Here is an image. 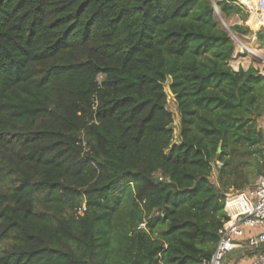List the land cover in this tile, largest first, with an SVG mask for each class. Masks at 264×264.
<instances>
[{
  "label": "trees",
  "instance_id": "16d2710c",
  "mask_svg": "<svg viewBox=\"0 0 264 264\" xmlns=\"http://www.w3.org/2000/svg\"><path fill=\"white\" fill-rule=\"evenodd\" d=\"M215 5L0 0V264L211 258L264 173V75L229 32L264 49V27Z\"/></svg>",
  "mask_w": 264,
  "mask_h": 264
},
{
  "label": "built area",
  "instance_id": "2783aa9c",
  "mask_svg": "<svg viewBox=\"0 0 264 264\" xmlns=\"http://www.w3.org/2000/svg\"><path fill=\"white\" fill-rule=\"evenodd\" d=\"M211 1L215 5V0ZM236 4L250 16L264 15V0H236ZM215 8L218 11L216 5ZM240 45L243 51L254 55L248 46L241 42ZM217 165L221 167L223 164L218 163ZM215 171H217L216 166ZM226 212L230 219L220 231L216 249L211 258L202 260L201 264H226V257L229 253L241 248H247L248 253L254 252L250 264H264V251L258 252L264 248V173L251 189L227 196ZM248 230L255 232L249 234Z\"/></svg>",
  "mask_w": 264,
  "mask_h": 264
},
{
  "label": "crops",
  "instance_id": "0c3cea01",
  "mask_svg": "<svg viewBox=\"0 0 264 264\" xmlns=\"http://www.w3.org/2000/svg\"><path fill=\"white\" fill-rule=\"evenodd\" d=\"M253 16H255V15H253ZM251 18H252V16L249 15V19L246 23V25L249 26L250 29L253 30L254 28H258L259 26L264 27V22H262L261 19H260L261 25H259L258 27H255L254 25H252L250 23ZM256 18H258V17H256ZM235 24L241 25V24H243V22L241 21V19L238 15H231L228 19V25L233 26ZM250 25L253 26V28ZM257 31L258 30H256L255 32H257ZM239 39H241V40L245 39L248 42L246 46H248L254 52V55L248 54L247 52L243 51L242 47L240 45V47H238V49L236 50L235 56H234L233 61L231 63L233 68L235 70H239L240 68H242L244 70H248L250 67H254L260 71V74L264 75V67L261 65V63L256 61V60H263L262 58L264 57L263 56L264 49H261L260 46L257 44L256 37L253 35L251 37H246V38L243 37V38H239ZM239 42H241V41L239 40ZM241 44H243V43L241 42ZM179 123H180V117H179ZM258 124H259V128H261L263 131V129H264V118L261 119L260 121H258ZM216 176H217V171H215L213 173L214 180L216 179ZM249 189H251V188H249ZM249 189H247V190H249ZM253 232H255V231L254 230H248L249 234H252ZM253 257H254V253H248L247 252L246 254L241 255L239 257L229 258L227 260L226 264H250Z\"/></svg>",
  "mask_w": 264,
  "mask_h": 264
},
{
  "label": "rangeland",
  "instance_id": "374dc122",
  "mask_svg": "<svg viewBox=\"0 0 264 264\" xmlns=\"http://www.w3.org/2000/svg\"><path fill=\"white\" fill-rule=\"evenodd\" d=\"M216 2V0H215ZM220 22L222 23V25L227 28V29H230L229 28V25L228 24H225L221 19H220ZM251 26V25H250ZM253 28V26H251ZM262 26H259L258 28L261 29ZM258 28H254L253 30L256 31V30H259ZM252 30V29H251ZM232 37L234 39V42H235V46H236V50L238 49V47H240V42L239 40L247 45V41L245 39L241 40L239 39V37H237L234 33H232ZM263 56H264V53H263ZM263 60H256L257 62L261 63V65L264 67V57L262 58ZM232 65V64H231ZM234 65V64H233ZM166 91L169 95V105H168V108L169 110L173 113V116H174V124H173V129H174V133H175V140L177 141L178 140V135H179V115H178V110H177V105H176V102L174 100V96L170 93L169 91V86L167 84L166 86ZM214 180V178H213ZM215 181V180H214Z\"/></svg>",
  "mask_w": 264,
  "mask_h": 264
},
{
  "label": "water",
  "instance_id": "95a60500",
  "mask_svg": "<svg viewBox=\"0 0 264 264\" xmlns=\"http://www.w3.org/2000/svg\"><path fill=\"white\" fill-rule=\"evenodd\" d=\"M229 32L231 33L230 30H229ZM219 152H221V148H219ZM247 252H248V249L247 248H241V249L234 250L231 253H229V255L226 257V262H227V260L229 258L239 257L241 255H244Z\"/></svg>",
  "mask_w": 264,
  "mask_h": 264
},
{
  "label": "bare ground",
  "instance_id": "6f19581e",
  "mask_svg": "<svg viewBox=\"0 0 264 264\" xmlns=\"http://www.w3.org/2000/svg\"><path fill=\"white\" fill-rule=\"evenodd\" d=\"M256 17H258L259 19H261L262 20V22H264V15L263 16H261V17H259V16H257V15H255Z\"/></svg>",
  "mask_w": 264,
  "mask_h": 264
}]
</instances>
